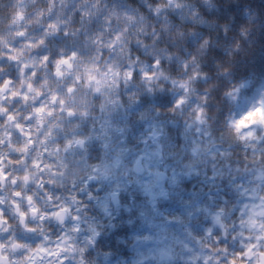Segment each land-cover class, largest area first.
<instances>
[{
  "label": "clouds",
  "instance_id": "9594fccd",
  "mask_svg": "<svg viewBox=\"0 0 264 264\" xmlns=\"http://www.w3.org/2000/svg\"><path fill=\"white\" fill-rule=\"evenodd\" d=\"M0 264H264V0H0Z\"/></svg>",
  "mask_w": 264,
  "mask_h": 264
}]
</instances>
